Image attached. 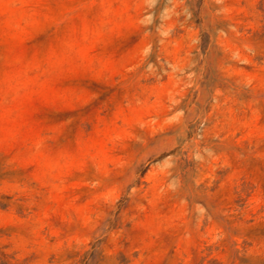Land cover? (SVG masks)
<instances>
[{
	"label": "rangeland",
	"instance_id": "1",
	"mask_svg": "<svg viewBox=\"0 0 264 264\" xmlns=\"http://www.w3.org/2000/svg\"><path fill=\"white\" fill-rule=\"evenodd\" d=\"M0 264H264V0H0Z\"/></svg>",
	"mask_w": 264,
	"mask_h": 264
}]
</instances>
